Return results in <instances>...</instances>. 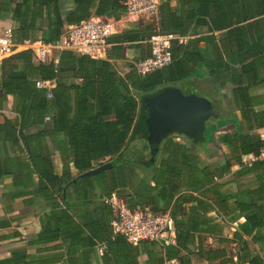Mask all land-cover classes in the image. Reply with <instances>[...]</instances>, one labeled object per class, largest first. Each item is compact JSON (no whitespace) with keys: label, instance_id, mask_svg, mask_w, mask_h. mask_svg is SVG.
Wrapping results in <instances>:
<instances>
[{"label":"trees","instance_id":"1","mask_svg":"<svg viewBox=\"0 0 264 264\" xmlns=\"http://www.w3.org/2000/svg\"><path fill=\"white\" fill-rule=\"evenodd\" d=\"M56 1L34 0L33 3L50 6ZM170 1L161 0L157 25L147 22L138 29L115 36L119 45L129 42L138 45L146 43L156 32L194 35L198 27L207 31L184 43L172 40L168 65L140 75L134 67L136 60L125 63L124 72H120L108 59H95L72 50L57 52V63L54 60L34 63L32 52L22 50L2 59L1 65L5 67H1L0 87L16 99L14 111L19 115L20 134L24 135L26 128L51 111L52 133L68 137L67 144L79 174L104 163L112 164L107 171L98 173L107 175L110 180L104 199L116 193L130 209L148 208L153 213L169 211L174 221L175 244L160 245V249L155 250L154 241L142 242L149 243L148 252L156 258V264L170 258L180 264H191L189 244L198 226L208 223L207 213L211 209L231 215L232 221L244 217L238 232L246 235L255 232L253 240L264 241V162L243 161V156H257L264 146V138L254 132L264 126V109L259 108L264 97L254 93L264 85V0H182L178 16L170 9ZM74 2L75 8L63 18L55 11L39 39L55 41L65 32L66 24L79 23L92 13L114 20L126 14L121 0ZM24 5L26 0L14 9L19 22L12 30L15 42L38 39L30 37L35 27L26 22ZM91 7H94L93 12ZM201 41L205 44L203 47L199 45ZM200 69L220 95L227 98L228 94L222 91L228 90L234 111H238L236 119L219 118L214 108L210 115L214 119L204 127L199 140L173 132L161 141L153 162L133 158L126 151L131 142L141 136L136 132V124L142 100L173 87L171 83L188 78ZM70 76L80 81L67 80ZM37 79L55 80L50 97L45 88L36 87ZM231 123L235 127L223 131ZM174 133L188 138V143L171 138ZM209 152L223 157L220 170L212 165L210 158L208 161L201 156ZM234 165L239 168L232 171ZM229 173L234 179L250 173L256 182L247 187L239 185L237 192L224 191L223 187L233 180L215 181L214 177ZM70 183L72 181L66 182L62 191ZM106 205L112 220V209ZM202 231L208 232L207 228ZM118 241L132 244L122 236L113 235L112 228L108 239L97 242L104 243L105 251ZM247 248L244 240L237 260H229L230 264H264V258L257 253H241L245 249L248 252Z\"/></svg>","mask_w":264,"mask_h":264},{"label":"crops","instance_id":"2","mask_svg":"<svg viewBox=\"0 0 264 264\" xmlns=\"http://www.w3.org/2000/svg\"><path fill=\"white\" fill-rule=\"evenodd\" d=\"M23 2L24 0H0V29L17 28L19 22L15 19L14 9ZM33 2L34 0H26L23 9L26 22L35 27L32 28L34 30L30 37L35 38H40L41 31L47 30L55 11L63 18L75 8L74 0H57L50 6ZM181 2L182 0L169 2L175 16L180 14ZM160 4L161 0L159 8ZM90 10L93 12L94 7ZM159 13L160 11L150 23L157 25ZM93 15L92 13L90 16ZM121 18L123 20L127 17L123 15ZM138 22H133L123 32L115 31L109 39L110 46L106 55L99 59H108L118 71L124 72L125 63L147 56L149 46L145 42L138 45L131 42L119 45L115 42V36L147 23ZM69 25L71 24L65 25V31ZM196 30L194 35L170 34L176 37L174 40L182 38L179 43L207 34L202 27ZM199 45L203 47L205 44L201 41ZM33 62L36 61L33 59ZM1 64L2 59L0 80L1 67H5ZM205 77L208 79L206 75ZM67 80L79 82L80 78L70 76ZM208 84L214 95H217L219 103L223 104L224 111L218 117L236 119L238 111H234V103L228 90L222 91V94H228L226 98L216 92L209 81ZM254 93L264 97V85ZM15 100L12 94H6L0 87V264H156V258H152L148 252V242L136 245L118 241L104 253L97 251V241H105L111 236V217L103 200L110 187L108 176L98 173L79 174L73 163V153L67 144L68 137L62 133H52L51 111L44 113L40 116L42 119L26 128L24 135L20 134L19 115L14 111ZM259 108L264 109V103ZM233 123L223 131L234 128ZM254 132L264 138V126ZM222 149L227 152L225 147ZM223 163L224 159L221 157L213 161L212 165L220 170ZM238 168V165H234L231 170ZM228 179L233 181L222 189L228 192H237L239 185L247 187L256 182L250 173L236 179L231 173L214 177L215 181ZM70 181L72 183L62 191V187ZM233 202L231 199L230 204ZM207 216L210 218L208 223L198 226L199 229L194 231L189 244L188 257L191 264H230L229 260H237L244 240L247 242L248 252L245 249L241 253H257L264 258V241H254L255 232L251 235L238 232L244 217L232 221L231 215L225 216L217 209L209 210ZM204 228L208 232L202 231ZM235 234L241 239L238 240ZM154 243V249L159 250L160 244Z\"/></svg>","mask_w":264,"mask_h":264},{"label":"built area","instance_id":"3","mask_svg":"<svg viewBox=\"0 0 264 264\" xmlns=\"http://www.w3.org/2000/svg\"><path fill=\"white\" fill-rule=\"evenodd\" d=\"M125 8V17L129 21L140 18L153 19L159 11V0H121ZM116 21L103 16L93 15L89 18L68 26L61 37L55 41L45 42L41 39H25L22 42L13 40L11 28L0 29V60L15 52L30 50L36 62L54 60L58 62L57 52L72 50L78 54L91 58H103L110 46V37L115 33ZM176 37L173 34L156 32L146 43L149 54L134 62L135 70L140 75H146L162 68L171 62V43ZM179 41L182 39L178 37ZM37 88H45L47 96H51V88L55 85L54 79L35 81ZM264 162V146L257 156L249 154L243 156L244 162L254 160ZM112 209L111 228L113 235L124 237L132 244L142 241H154L161 246L175 244V228L170 212L153 213L148 208L130 209L124 200L116 193L104 199ZM105 245L97 243V251L102 253ZM163 264H180L175 258L166 259Z\"/></svg>","mask_w":264,"mask_h":264},{"label":"water","instance_id":"4","mask_svg":"<svg viewBox=\"0 0 264 264\" xmlns=\"http://www.w3.org/2000/svg\"><path fill=\"white\" fill-rule=\"evenodd\" d=\"M212 109V103L205 97L193 93L185 94L176 87H168L147 96L142 100L136 124V132L141 136L131 142L130 149L126 152L147 163L154 161L161 141L170 133L178 132L197 141L202 137ZM142 136L147 139L146 144L141 147L149 150L147 158L142 156L139 147L134 144ZM111 166V163H104L83 175L96 174Z\"/></svg>","mask_w":264,"mask_h":264},{"label":"rangeland","instance_id":"5","mask_svg":"<svg viewBox=\"0 0 264 264\" xmlns=\"http://www.w3.org/2000/svg\"><path fill=\"white\" fill-rule=\"evenodd\" d=\"M115 21H116L115 30L120 33V32L125 31L128 26H132L133 22L139 21L141 23H145V22H150V19L140 18L135 21H129L127 18H124L123 20L122 18H120L119 20H115ZM203 73L204 71L202 69L197 70V72L193 74L191 77L171 83L170 86L180 89V91H182L185 94L193 93V94L209 99L212 102V105H214L213 110L215 108V110H217L216 111L217 114L223 113L224 111L222 109L223 104L219 103V101L217 100V95H214V93L211 91L210 86L208 84V79L205 77V74ZM213 119L214 117L210 118L209 121L205 123L204 127H206L208 123L211 122ZM170 137L180 142L188 143V138L184 137L183 135L174 133V134H171ZM146 142H147L146 137L142 136L140 137V139L135 140L134 144L136 147H139L138 150L142 152V156L147 158L148 157L147 155H149V152H148L149 150L143 149V148L141 149V147L144 146ZM202 156L203 158H205V160H208V158H210L211 162L215 160H219L218 155L215 152L202 153ZM137 165L138 167H140L139 164Z\"/></svg>","mask_w":264,"mask_h":264}]
</instances>
